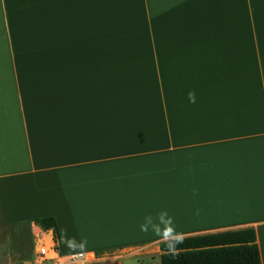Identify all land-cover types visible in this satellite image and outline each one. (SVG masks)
<instances>
[{
  "label": "crops",
  "instance_id": "obj_1",
  "mask_svg": "<svg viewBox=\"0 0 264 264\" xmlns=\"http://www.w3.org/2000/svg\"><path fill=\"white\" fill-rule=\"evenodd\" d=\"M49 215L78 264L248 227L264 264V0H0V264H58Z\"/></svg>",
  "mask_w": 264,
  "mask_h": 264
},
{
  "label": "trees",
  "instance_id": "obj_2",
  "mask_svg": "<svg viewBox=\"0 0 264 264\" xmlns=\"http://www.w3.org/2000/svg\"><path fill=\"white\" fill-rule=\"evenodd\" d=\"M51 229L59 250V231L53 216L36 220ZM166 239L159 243L160 264H261L260 251L252 227Z\"/></svg>",
  "mask_w": 264,
  "mask_h": 264
},
{
  "label": "built area",
  "instance_id": "obj_3",
  "mask_svg": "<svg viewBox=\"0 0 264 264\" xmlns=\"http://www.w3.org/2000/svg\"><path fill=\"white\" fill-rule=\"evenodd\" d=\"M37 253L41 260L54 261L58 264H78L96 260V256L90 252L62 255L59 253L56 243L47 242L44 235H42V242L38 246Z\"/></svg>",
  "mask_w": 264,
  "mask_h": 264
},
{
  "label": "rangeland",
  "instance_id": "obj_4",
  "mask_svg": "<svg viewBox=\"0 0 264 264\" xmlns=\"http://www.w3.org/2000/svg\"><path fill=\"white\" fill-rule=\"evenodd\" d=\"M148 257H150V264H159L158 260L157 259V254L153 251H149V254H148ZM144 263H146L147 261L144 260L143 261ZM92 264H105V263H102V262H95V263H92ZM124 264H128V261L124 262Z\"/></svg>",
  "mask_w": 264,
  "mask_h": 264
},
{
  "label": "clouds",
  "instance_id": "obj_5",
  "mask_svg": "<svg viewBox=\"0 0 264 264\" xmlns=\"http://www.w3.org/2000/svg\"><path fill=\"white\" fill-rule=\"evenodd\" d=\"M190 98H193V102H194V94L190 93ZM177 239H180L179 237H177ZM81 247H83V245H81Z\"/></svg>",
  "mask_w": 264,
  "mask_h": 264
}]
</instances>
